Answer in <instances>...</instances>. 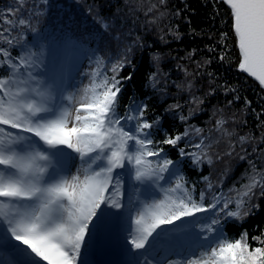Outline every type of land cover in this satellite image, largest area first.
I'll return each mask as SVG.
<instances>
[{"label": "snow or ice", "instance_id": "obj_1", "mask_svg": "<svg viewBox=\"0 0 264 264\" xmlns=\"http://www.w3.org/2000/svg\"><path fill=\"white\" fill-rule=\"evenodd\" d=\"M166 2L159 0V5ZM216 2L229 10L238 69L264 89V0ZM159 5L149 3L144 13L153 14L151 24L165 15ZM42 15L43 5L35 0H14L0 8V264H84L82 249L93 231L110 218L124 217L123 212L107 211L126 207L124 176L134 181L124 228V264H264V231L251 237L259 244L253 247L247 231L229 238L224 230L229 219L243 222L258 207L254 199L264 197V120L259 136L241 135L237 128L247 121L235 114L226 118L217 109L213 129L218 135L212 138V130L203 135V129L192 128L200 137L190 145L196 149L192 152L185 150L189 145L181 146L190 137L188 128L154 139L163 117H150L142 103L121 111L118 99L121 80L131 79L120 73L131 64L133 49L143 47L140 38L110 64L85 53L88 83L75 88L70 77L81 46L71 41L42 44L48 39L38 27ZM98 23L109 28L102 18ZM151 79L159 82L156 73ZM177 88L190 93L192 107L188 116L180 117L187 121L203 99L192 92L191 81ZM250 104L246 101V107ZM181 107L170 105L166 111ZM222 141L227 144L225 156L236 153L250 166L247 183L229 190L234 195L219 187V194L212 192L208 176L202 177L205 190L197 193L180 161L165 150L178 149L181 158L189 157L197 167L212 165L209 153ZM220 158L216 153L215 159ZM166 177L171 181L167 186L161 183Z\"/></svg>", "mask_w": 264, "mask_h": 264}, {"label": "trees", "instance_id": "obj_2", "mask_svg": "<svg viewBox=\"0 0 264 264\" xmlns=\"http://www.w3.org/2000/svg\"><path fill=\"white\" fill-rule=\"evenodd\" d=\"M29 2L31 4L33 0ZM35 2L43 5L38 27L48 37L41 43L46 47L50 42L53 46L68 41L80 45L76 67L83 61L85 53L87 56L95 53L110 64L120 57L126 45L136 37L140 38L143 47L133 49L131 64L120 73V77L130 75L131 79L121 80L118 99L121 111L130 104L142 103L148 106L147 115L163 117L162 127L153 133L154 139H161L166 133L179 134L188 128L190 137L185 138L181 146L189 145L185 147L186 151H196L190 145L198 143L200 137L192 132V128L203 129V135H208L212 130V138H215L218 134L213 129V113L217 109H223L226 118L235 114L247 121L237 128L241 135L249 132L260 135V120H264V90L238 69L239 50L226 5L216 0H167L164 5H159V0ZM13 3L14 0H0V8ZM149 3L158 4L159 11L165 13L155 24L149 23L152 13L144 14ZM101 18L109 24L107 30L98 23ZM27 35L31 39L32 34ZM13 54H16V50H13ZM221 55L224 56L223 60L220 59ZM155 56L159 57L158 61H154ZM154 73L157 74L158 83L151 79ZM186 81H191L192 92L202 98L203 103L187 121H183L180 117L188 116L192 107L188 103L190 93L178 89L177 85ZM231 88H235L236 92L229 91ZM237 95L239 99H235ZM246 101L251 102L247 107ZM174 104L182 107L166 111ZM165 150L169 158L180 161L184 176L190 184L196 185L197 193L206 188L203 176L213 181L211 191L217 194L219 187L225 194L234 195L230 189H239L247 183L249 164L238 159L236 153L231 157L225 156L227 144L224 141L214 144L209 153L214 157L213 164L204 163L199 167L189 157L181 158L178 149L165 146ZM216 153H219L220 159H215ZM225 172L226 175H222ZM221 180L222 183H219ZM166 181L171 183L167 177ZM210 196L211 193L206 196L205 203ZM253 202L258 207L252 210L251 215L243 222L229 219L224 230L229 238H239L242 232L247 231L249 243L256 247L259 244L251 237L264 231V197L257 196ZM210 214H200V217Z\"/></svg>", "mask_w": 264, "mask_h": 264}, {"label": "rangeland", "instance_id": "obj_3", "mask_svg": "<svg viewBox=\"0 0 264 264\" xmlns=\"http://www.w3.org/2000/svg\"><path fill=\"white\" fill-rule=\"evenodd\" d=\"M89 64L90 61L87 59V57L85 56L83 58V61L80 63L78 68H75L74 74L72 71V78H71V85L74 86L75 88H79L83 85H86L88 83V78L84 75V72L89 70ZM71 90V89H70ZM118 172L120 170H117ZM126 176L123 177V179ZM130 182L132 184V193H133V186H134V181L129 177ZM163 184V181L161 182ZM167 186V185H165ZM137 187H140L139 185H137ZM131 193V196H132ZM141 195H143V189L141 188ZM156 195H161L160 193H156ZM111 210L114 209H107L108 212H111ZM111 221L112 218L109 219V224L111 225ZM127 224V215H126V221H125V227ZM109 225V226H110ZM124 227V228H125ZM107 232V231H106ZM106 232H105V226L100 230V231H93L92 234V238L89 239L87 241V246L82 249V253H81V259L83 260L84 264H93L92 260L95 258L96 254H97V250L100 247V242H103L105 240L106 237ZM124 235H125V231H123ZM92 255V256H91Z\"/></svg>", "mask_w": 264, "mask_h": 264}, {"label": "bare ground", "instance_id": "obj_4", "mask_svg": "<svg viewBox=\"0 0 264 264\" xmlns=\"http://www.w3.org/2000/svg\"><path fill=\"white\" fill-rule=\"evenodd\" d=\"M110 224H109V220H108V222L106 223V225H105V232L108 230V228H110V227H112V224L109 226ZM109 230H111V228L109 229ZM108 235L110 236V232H108V233H106V236H104V237H106L105 238V241H106V239L108 238ZM110 238V237H109ZM111 239V238H110ZM109 239V240H110ZM104 242H102V244H103ZM101 244V245H102Z\"/></svg>", "mask_w": 264, "mask_h": 264}, {"label": "water", "instance_id": "obj_5", "mask_svg": "<svg viewBox=\"0 0 264 264\" xmlns=\"http://www.w3.org/2000/svg\"><path fill=\"white\" fill-rule=\"evenodd\" d=\"M246 76H248L246 73H244ZM249 77V76H248ZM249 78H251V77H249ZM251 79H253L254 80V78H251ZM257 82V81H256ZM258 83V82H257ZM264 90V89H263Z\"/></svg>", "mask_w": 264, "mask_h": 264}]
</instances>
